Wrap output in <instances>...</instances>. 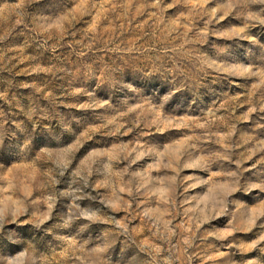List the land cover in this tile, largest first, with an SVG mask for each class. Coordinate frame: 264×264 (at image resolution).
<instances>
[{"label":"rangeland","instance_id":"374dc122","mask_svg":"<svg viewBox=\"0 0 264 264\" xmlns=\"http://www.w3.org/2000/svg\"><path fill=\"white\" fill-rule=\"evenodd\" d=\"M0 264H264V0H0Z\"/></svg>","mask_w":264,"mask_h":264}]
</instances>
